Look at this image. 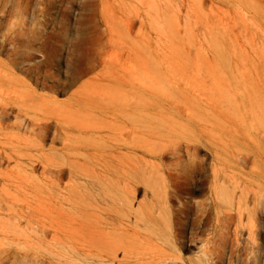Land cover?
<instances>
[{
    "label": "rangeland",
    "instance_id": "obj_1",
    "mask_svg": "<svg viewBox=\"0 0 264 264\" xmlns=\"http://www.w3.org/2000/svg\"><path fill=\"white\" fill-rule=\"evenodd\" d=\"M140 99L183 110L165 116L200 122L189 137L196 148L171 141L166 156L153 159L168 181L175 221L180 199L210 206L216 178L263 189L264 204V0H0V264H196L205 253L214 257L213 233L192 228V209L184 247L163 245L160 258L157 238L133 212L152 199L142 184L133 211L112 213L134 245L116 254L99 245L94 215L71 195L72 176L61 163L81 162L71 152L84 150L78 130L56 123L62 109L103 118L109 114L88 107ZM191 175L198 181L178 190ZM219 218V238L230 227L223 264H264V205L255 233L262 247L249 263L256 245L246 229L234 237L236 211L224 209Z\"/></svg>",
    "mask_w": 264,
    "mask_h": 264
},
{
    "label": "bare ground",
    "instance_id": "obj_2",
    "mask_svg": "<svg viewBox=\"0 0 264 264\" xmlns=\"http://www.w3.org/2000/svg\"><path fill=\"white\" fill-rule=\"evenodd\" d=\"M144 90L147 93L151 92L145 85ZM129 102L120 107H88V110L101 109L109 114L103 118H91L82 115L85 110L81 108L65 106L56 121L61 129L71 127L81 133L75 142L79 145V149L84 151L77 150L71 153L82 161L75 160L69 163L64 160L61 165L69 167L72 176L71 195L79 198L84 209L94 215L90 227L99 245L104 249L106 247L113 254L119 249L125 251L134 249L131 237L119 233L117 223L122 224L123 218L115 219L112 213L127 216V212L133 211L135 191L138 185L142 184L146 193H151L152 199L149 204L140 203L133 212L136 218L144 223L149 235L157 238L160 258L166 257L163 245L178 249L184 247L185 226L189 221L190 212L195 209L192 228L198 227L213 233L211 238H207V242L212 245L214 255L211 257L205 253L206 257L199 256L196 264H223L224 250L230 242V227H224L227 234L224 238H219L217 234L220 229L219 217L224 209H230L236 211L238 218L233 232L234 237L242 233V229H246L253 239L251 245H256L255 248H250L246 256V263L254 261L251 253L262 247L255 233L257 214L264 205L263 189H255L237 180L226 184L221 178H216L215 192L210 198V206L204 203L193 205L180 199L174 211L177 218L175 221L168 200V181L159 173L158 165L153 159H163L168 151L165 145L171 141L177 147L183 145L186 149L196 148V145L189 143V137L200 122L193 119L186 122L165 116L174 112L182 113L180 107L149 103L144 99ZM192 109L194 112L197 111L195 108ZM258 110L264 113V105H259ZM119 115L123 116V121L119 119ZM262 128L264 131V121ZM87 132L90 134L82 135ZM160 141L164 143L159 147ZM113 152L118 154L113 157ZM203 169L204 167H201L202 171ZM185 178L176 184L180 191L189 186L193 180L198 181L193 175ZM107 229L112 232L105 231ZM142 244L145 253L150 251L149 241ZM233 247L228 256L230 261L236 253Z\"/></svg>",
    "mask_w": 264,
    "mask_h": 264
}]
</instances>
